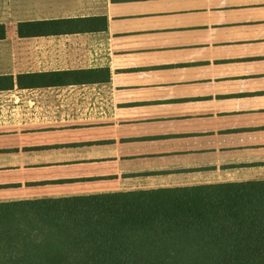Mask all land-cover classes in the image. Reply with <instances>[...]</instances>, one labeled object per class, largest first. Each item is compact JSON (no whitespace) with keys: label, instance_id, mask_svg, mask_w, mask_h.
Returning <instances> with one entry per match:
<instances>
[{"label":"crops","instance_id":"crops-1","mask_svg":"<svg viewBox=\"0 0 264 264\" xmlns=\"http://www.w3.org/2000/svg\"><path fill=\"white\" fill-rule=\"evenodd\" d=\"M101 18L104 30L97 25L89 32L18 35L20 24ZM0 25L6 30L0 77L110 72L103 85L0 91V264H121L137 245L224 235L256 237L241 240V251H264V97L256 100L263 114L242 124L241 133L226 127L223 135L213 134L217 162L196 166L197 172L211 169L203 175L163 176L179 171L167 160L180 153L179 146L167 150V144L148 143V153H134L118 137L112 147H101L97 134L51 133L120 129L121 90L151 85L172 91L169 82L178 70H157L158 61L186 66L184 59L195 51L194 66L178 69L213 84L222 76L214 64L226 60V50L264 59V0H0ZM256 74L264 91V67ZM26 136L29 149L44 143L57 148L25 153ZM207 203L212 206L123 213ZM222 246L177 251L211 254ZM167 252L176 254L169 249L160 254Z\"/></svg>","mask_w":264,"mask_h":264},{"label":"rangeland","instance_id":"rangeland-1","mask_svg":"<svg viewBox=\"0 0 264 264\" xmlns=\"http://www.w3.org/2000/svg\"><path fill=\"white\" fill-rule=\"evenodd\" d=\"M197 56L195 51L188 54L183 61L186 66L174 62L166 64L165 61H158L160 63L155 65L157 70L165 72L178 70L169 82L172 91H159L151 85H148V88L135 86L121 90L120 98H123V101L119 103L120 129L114 130L112 125H107L102 128H62L51 133L73 136L97 134V138L102 140L96 141L97 146L101 147H112V141L118 137L122 148L134 153H148V143L153 145L160 143L164 146L167 144V150L174 145L179 146L180 153L167 157L168 165H176L179 171L163 176L187 177L205 174V171L211 169H199L197 172L196 166L208 168L216 165L217 159L210 147L216 141L213 139L215 136L213 134L223 135L228 131L225 130L226 127H232L229 128L232 132L241 133V130L246 128L242 124L255 122L263 114L256 107V100L260 101L264 97L262 79L256 77V72L264 67V59L261 58L263 54L249 59L251 56L244 54L240 56V53L226 50L224 56L226 60L214 64L219 66L216 68H222L220 69L222 76L217 77L213 84H208L207 81L196 80L193 72L178 69L194 66L193 60ZM249 73L254 75L250 77ZM120 83L117 78L118 86ZM223 83H226V88H222ZM166 101L171 102L169 104L171 108L167 107ZM247 101H253L252 105ZM29 140L26 136L25 153L31 150L42 152L57 148L52 144L44 143V145L31 146L32 149H29ZM177 140L180 141L176 142ZM124 161L125 165L128 160Z\"/></svg>","mask_w":264,"mask_h":264},{"label":"trees","instance_id":"trees-1","mask_svg":"<svg viewBox=\"0 0 264 264\" xmlns=\"http://www.w3.org/2000/svg\"><path fill=\"white\" fill-rule=\"evenodd\" d=\"M97 25H101V28L104 30L106 28L105 18L20 24L18 26V35L20 37H37L65 35L86 31L89 32L90 30L95 29L93 27H97ZM5 35V28L0 25V39H4ZM109 82L110 72L106 68L95 70L37 73L19 76L16 79L7 76L0 77V91H10L13 90L15 86L22 90L40 88H66L69 86L83 85H103L108 84ZM211 206L212 205L210 203H207L163 208L152 207L125 210L123 213L135 215L153 214L176 210L203 209L210 208ZM145 227L147 228L148 226ZM156 228L157 227L155 226L151 227V229ZM241 240L242 242H249L258 239L251 236L242 238L241 236L225 237L224 235L223 238L216 239L168 241L160 242L158 244H142L131 247V250H135V253L129 257L124 255V260L123 263L121 261V264H264V251H241ZM259 240H261V238H259ZM220 242L223 244V246L217 253L201 254L190 252L187 254H182L181 252L179 253L177 251L185 247H188L190 250L194 251L195 248H197L196 246H209L211 244ZM168 249L175 250L176 254L169 252L160 254V251H166ZM198 249L202 248L198 247ZM152 250H155V252ZM140 251H146L148 254H143Z\"/></svg>","mask_w":264,"mask_h":264}]
</instances>
